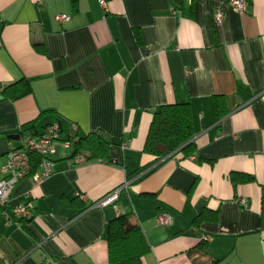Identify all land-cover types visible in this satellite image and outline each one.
I'll return each instance as SVG.
<instances>
[{
  "label": "crops",
  "instance_id": "obj_1",
  "mask_svg": "<svg viewBox=\"0 0 264 264\" xmlns=\"http://www.w3.org/2000/svg\"><path fill=\"white\" fill-rule=\"evenodd\" d=\"M242 1L239 14L229 0H0V178L7 151L59 118L110 141L112 159L57 142L52 173L13 186L9 222L0 208V264H108L120 214L149 245L142 264H264V0ZM23 78L30 93L4 98ZM166 103L189 104L194 147L170 139L156 159L142 148ZM118 188L116 207L94 205Z\"/></svg>",
  "mask_w": 264,
  "mask_h": 264
},
{
  "label": "trees",
  "instance_id": "obj_2",
  "mask_svg": "<svg viewBox=\"0 0 264 264\" xmlns=\"http://www.w3.org/2000/svg\"><path fill=\"white\" fill-rule=\"evenodd\" d=\"M75 3V0H72ZM27 79H20L2 88L4 98L15 100L30 93ZM213 107L217 116H223L226 100L222 95L213 96ZM61 123L60 141L69 137L72 155L82 154L86 159H103L111 161L109 153L111 143L98 133H81L76 126L64 119H57ZM32 122L22 125L21 130H31ZM63 135V136H62ZM193 123L188 103H166L152 112V119L148 128L142 152L154 155L156 159L164 155V148L173 139L185 155L193 150ZM35 168V165H33ZM236 182H251L254 178L248 174H234ZM264 209V187L261 195ZM128 214H120L109 220L105 226V240L107 242L108 264H142L143 256L149 251V245L141 228L132 224ZM202 217V215H201ZM197 217V219L201 218Z\"/></svg>",
  "mask_w": 264,
  "mask_h": 264
},
{
  "label": "built area",
  "instance_id": "obj_3",
  "mask_svg": "<svg viewBox=\"0 0 264 264\" xmlns=\"http://www.w3.org/2000/svg\"><path fill=\"white\" fill-rule=\"evenodd\" d=\"M102 8H106V0H98ZM229 4L239 13L242 14L245 10V5L242 0H229ZM67 14L57 13L54 18L62 22L68 19ZM223 17V11L216 8L213 11V19L219 22ZM60 129L57 122H52L44 127L42 132L36 136H28L21 139V144L18 147L11 148L5 155V164L1 170L3 177L0 178V208L8 202L10 192L20 179L29 176L34 183L40 182L47 178L52 173L53 161L52 154L55 152V145L61 142L64 148L70 147L69 140L60 141ZM35 165V168L33 167ZM119 188L111 191L100 200L94 203L95 206L105 207L111 205L116 207ZM244 203V200H241ZM32 209L31 204H18L13 207L14 215L18 217H26ZM2 215L9 222V217L2 209ZM171 217L166 214H158L155 222L160 226L171 224Z\"/></svg>",
  "mask_w": 264,
  "mask_h": 264
},
{
  "label": "water",
  "instance_id": "obj_4",
  "mask_svg": "<svg viewBox=\"0 0 264 264\" xmlns=\"http://www.w3.org/2000/svg\"><path fill=\"white\" fill-rule=\"evenodd\" d=\"M57 123H58L59 129H61V123H60L59 121H58ZM15 137L17 138L18 135H15ZM65 139H66V140H69V137L66 135V136H65ZM262 223H263V225H264V210H263V215H262Z\"/></svg>",
  "mask_w": 264,
  "mask_h": 264
}]
</instances>
